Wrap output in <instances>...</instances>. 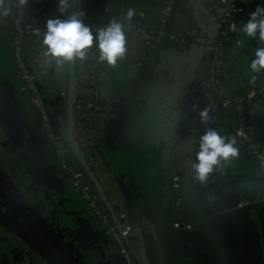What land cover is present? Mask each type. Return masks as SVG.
Segmentation results:
<instances>
[{
    "label": "crops",
    "instance_id": "1",
    "mask_svg": "<svg viewBox=\"0 0 264 264\" xmlns=\"http://www.w3.org/2000/svg\"><path fill=\"white\" fill-rule=\"evenodd\" d=\"M47 1L54 16L61 15L57 0ZM128 1L133 6L142 3L150 20L156 18L163 2ZM212 1L174 0L172 33L180 36L189 25L202 24ZM249 2V8L237 19L238 25L246 22L248 13L257 5L264 7V0ZM120 7V0H76V11L83 10L82 20L90 28ZM222 8L218 7V14ZM125 36L127 50L115 66L99 61L98 57L96 62V69L107 85L109 109L105 125L97 133V146L111 179L106 181V171L98 180L90 168L84 171L85 177L109 204L120 199L125 205L137 233L135 264H214L211 255L215 244L227 250L231 248L237 257L250 242L252 222L247 211H232L230 207L239 200L254 199L261 191L263 180L256 162L239 146L229 115L221 110L217 130L236 138L239 156L222 162L205 182L197 180L191 167L195 145L187 131L194 125L198 99L196 94L186 91L178 97L181 83L193 74L195 55L165 37L155 71L142 64L139 73L131 65L141 53L140 44L135 36ZM213 37L214 28L208 26L205 40ZM227 47L220 71L224 84L217 92L219 96L229 91L242 93L264 76V70L252 73L250 69L255 49L264 47L258 35L250 38L235 32ZM44 66L47 76L40 83L41 89L54 113L55 127L62 132L61 113L65 104H62L61 88L67 86L66 65L57 69L46 64L44 58ZM75 66L79 87L85 74L79 61ZM177 98L180 101L173 107ZM262 131L264 140V115ZM15 184L25 186L27 192L18 195ZM0 208L11 214L23 209L32 212L40 222L60 233L74 255L85 264H120L112 245L77 204L66 177L58 172L47 154L35 113L26 96L18 91L8 34L1 21ZM0 264L46 263L21 240L0 228Z\"/></svg>",
    "mask_w": 264,
    "mask_h": 264
},
{
    "label": "built area",
    "instance_id": "2",
    "mask_svg": "<svg viewBox=\"0 0 264 264\" xmlns=\"http://www.w3.org/2000/svg\"><path fill=\"white\" fill-rule=\"evenodd\" d=\"M11 2L15 4L18 0H11ZM173 4L174 0H163L156 18L153 19L156 25L150 26L149 17L145 9L141 7L142 3L139 6L136 4L133 6V2L120 0L119 10L110 13L107 18L91 29L102 28L112 20L120 21L124 25L125 34L135 36L140 44L141 53L138 57L135 56L136 59L131 65L138 72L142 64L154 70L160 56V45L165 37L177 42L183 50H187L191 45L199 46L197 76L192 83L198 106L194 125L187 133L193 139L196 150L199 136L207 127L217 130L219 113L221 110L226 112L239 146L254 159L263 180V187L254 199L239 200L230 209L247 210L252 205L264 204V140L262 137L264 76L253 81L242 93L229 91L222 96L217 94L222 83L224 84V75L220 74V71L227 56V45L235 36V32L230 30L229 25L233 22L237 23L238 17L249 8L251 3L248 0H213L207 6L206 20L202 24L189 25L180 36H175L170 27ZM219 6L223 8L218 14ZM129 9L133 12L130 18L127 17ZM54 17L47 0H27V3L19 10L13 8L12 14L0 17L8 34L10 57L17 75L18 91L26 96L34 111L40 139L50 159L59 172L66 177V184L77 204L90 220L96 222L100 234L118 252L122 263L135 264L133 254L137 233L130 224L125 205H122L121 200L118 199L108 204L110 208L106 206L101 196L86 179L84 170L80 168L72 154L65 150L62 136L57 132L50 111L44 103L40 83L47 76V70L44 66V48L41 40L46 31L47 20ZM208 26L214 28V37L206 41ZM97 57L98 49L93 43L88 49V55L75 62L76 65L78 61L80 62L85 76L81 77L82 83L77 87L73 107L76 142L86 165L99 180L100 176L106 173L107 167L98 151L97 133L105 125L109 109L106 96L107 85L100 71L96 69ZM66 93L67 86L61 88L64 99ZM206 107L210 109V119L207 123L202 122L197 115ZM216 170L217 168L210 175ZM108 174L109 172L105 177L107 182L111 179V175ZM14 188L17 189L18 195L27 192L26 188L17 184ZM250 216L254 219L252 225L256 227L255 231H258L255 214L250 212Z\"/></svg>",
    "mask_w": 264,
    "mask_h": 264
},
{
    "label": "clouds",
    "instance_id": "3",
    "mask_svg": "<svg viewBox=\"0 0 264 264\" xmlns=\"http://www.w3.org/2000/svg\"><path fill=\"white\" fill-rule=\"evenodd\" d=\"M74 2L75 0H57L58 12L61 15L49 18L46 22V31L41 40L45 63L59 69L68 62L82 60L95 43L99 50L98 60L115 66L117 60L123 58L127 50L124 25L120 21L112 20L106 26L93 30L83 22V10L69 12ZM26 3L27 0H18L15 4L11 0H0V17L12 14L13 8L19 10ZM132 15L133 12L129 9L127 17L130 18ZM229 28L250 38L258 35L264 44V7L257 5L248 13L246 22L239 25L233 22ZM254 54L250 69L252 73H257L264 70V47L256 48ZM252 79L255 80L256 77L253 76ZM209 111L210 109L206 107L197 113L202 122L209 121ZM238 156L234 136H225L215 128L207 127L199 136L198 147L194 153L191 165L194 176L200 182H205L221 162H229Z\"/></svg>",
    "mask_w": 264,
    "mask_h": 264
},
{
    "label": "water",
    "instance_id": "4",
    "mask_svg": "<svg viewBox=\"0 0 264 264\" xmlns=\"http://www.w3.org/2000/svg\"><path fill=\"white\" fill-rule=\"evenodd\" d=\"M71 11H76V0L74 4L72 5V7L69 9V12ZM198 47L199 46L197 45H191L186 50L188 52L191 51L192 54L194 53L195 55L193 68H192L193 74L192 76H190L189 79L181 83V86L178 90V97L182 94L183 91L184 93L185 91L186 93L188 92L189 94L193 93L192 83L196 79V76H197L196 70L199 65L198 64L199 62H197ZM75 62L76 60L74 62H68L66 64L67 93H66V98L63 100L64 103L62 101V104H65L64 113L63 114L61 113V121L64 122V130L62 132L58 131L57 129L56 130L62 136V139L64 141L65 150L72 154L73 158L77 161L78 165L82 166L83 170L86 172L89 170V168L84 161L82 152L79 149V146L76 142L75 135H74L75 134L74 133L75 117H74V107L73 106H74L76 96H77V80H76V74H75L76 73ZM153 71H155V68ZM179 101H180V98H177L174 101L173 107H175L176 103ZM44 103L46 107L48 108V110L50 111L51 117L54 122V118H55L54 113L52 112V110L50 109L49 105L47 104L45 100H44ZM54 125H55V122H54ZM162 160H163V164L164 165L166 164L165 166L167 167V160L165 159V157H163ZM86 179L89 180L88 178ZM132 181L133 180H131V183L129 185H132ZM3 185L9 188L6 182L5 183L3 182ZM23 187L26 188L25 186ZM26 191H27V188H26ZM129 193H130V198L133 199V195H131V193H133V190L130 189ZM15 196L19 199V196L17 195ZM29 198L33 199L34 197H29ZM102 200L106 203V206L110 208L108 206L109 203L107 202L106 198L104 199L102 198ZM232 211H241V212L247 211L249 214L250 212L254 213L255 218L257 220L256 221L257 227L259 228V230L255 231L256 227H253L252 225L253 232L250 231L249 240L253 242L252 235L254 237L258 235V237L263 238V242H264V204L252 205L248 207L247 210L234 209ZM9 214L11 213H6L2 208H0V228L6 230L7 232L11 233L15 237H17L19 240H21L31 251H33L42 260H44L46 264H85L82 261H80L76 255H74L73 250L71 249L70 245L67 244L65 238L62 237L60 233L50 229L44 223L40 222V220H38V218L34 216L32 212H29L27 209H23L18 214L17 212L13 213V214H16L14 215V217L16 218L10 216ZM251 222L254 224V219L251 218ZM248 247L249 245L247 244L242 253L246 252ZM211 256H213L212 258H213L214 264H239L237 259L241 257V256L236 257L235 253L232 251L231 248L227 250L226 248L224 249V247L219 246L217 244H215V247H214V250ZM120 264H123L122 261L120 262Z\"/></svg>",
    "mask_w": 264,
    "mask_h": 264
},
{
    "label": "flooded vegetation",
    "instance_id": "5",
    "mask_svg": "<svg viewBox=\"0 0 264 264\" xmlns=\"http://www.w3.org/2000/svg\"><path fill=\"white\" fill-rule=\"evenodd\" d=\"M252 238H253L252 241L254 243L251 242V240L249 243H247L249 245V247L247 248V251H248L247 256L244 257L242 252H240L239 255H237V257L241 256L240 258L237 259L239 264H264V242H263V238L258 237V235L256 237H254L252 235ZM105 241H107V240H105ZM241 249L242 248H239V250H241ZM113 251L117 254V258L121 262V258L119 256L118 252L115 249H113Z\"/></svg>",
    "mask_w": 264,
    "mask_h": 264
},
{
    "label": "trees",
    "instance_id": "6",
    "mask_svg": "<svg viewBox=\"0 0 264 264\" xmlns=\"http://www.w3.org/2000/svg\"><path fill=\"white\" fill-rule=\"evenodd\" d=\"M148 24L150 25V26H155L156 25V21H154V20H148Z\"/></svg>",
    "mask_w": 264,
    "mask_h": 264
},
{
    "label": "rangeland",
    "instance_id": "7",
    "mask_svg": "<svg viewBox=\"0 0 264 264\" xmlns=\"http://www.w3.org/2000/svg\"><path fill=\"white\" fill-rule=\"evenodd\" d=\"M9 215L12 216V217H14V215H16V214H9ZM14 218H16V217H14ZM247 253H248V251L246 250V252L243 253V256L246 257L247 256Z\"/></svg>",
    "mask_w": 264,
    "mask_h": 264
}]
</instances>
